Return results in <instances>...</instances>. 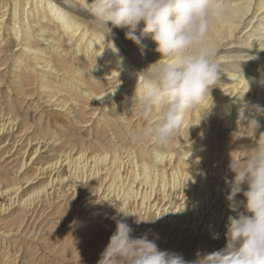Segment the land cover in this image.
Wrapping results in <instances>:
<instances>
[{
    "label": "bare ground",
    "instance_id": "obj_1",
    "mask_svg": "<svg viewBox=\"0 0 264 264\" xmlns=\"http://www.w3.org/2000/svg\"><path fill=\"white\" fill-rule=\"evenodd\" d=\"M88 2L0 0V264H97L122 212L137 215L125 219L134 237L147 234L187 261L222 249L237 215L226 200L230 156L246 157L242 146L264 132V116L257 133L240 118L246 105L264 108V0H226L227 15L206 37L218 84L167 147L131 140L155 123L131 111L137 73L161 59L155 43L145 39L142 55L125 29L99 30ZM22 99L63 125L49 131ZM212 131L229 132L228 142ZM66 206L87 221L63 229L55 221Z\"/></svg>",
    "mask_w": 264,
    "mask_h": 264
},
{
    "label": "clouds",
    "instance_id": "obj_2",
    "mask_svg": "<svg viewBox=\"0 0 264 264\" xmlns=\"http://www.w3.org/2000/svg\"><path fill=\"white\" fill-rule=\"evenodd\" d=\"M87 10L99 30L107 29L106 34L111 35L112 28L125 29V38L142 55L147 49L145 39L155 43L161 59L137 73L131 109L155 123L134 132L131 140L169 146L189 113L200 108L218 84L222 70L216 49L206 37L213 22L227 15L226 0H91ZM112 48L118 52L114 44ZM246 111L252 118L245 116ZM256 116H264V108H241V120H247L254 133L261 127ZM252 138L254 147L246 157L230 156L228 169L234 176L225 177L226 200L228 209L237 215L228 217L222 249L198 251L195 260L187 261L179 253L161 250L147 234L134 237L125 219L137 215L122 212L125 219L112 218L116 228L97 264H264V132Z\"/></svg>",
    "mask_w": 264,
    "mask_h": 264
},
{
    "label": "rangeland",
    "instance_id": "obj_3",
    "mask_svg": "<svg viewBox=\"0 0 264 264\" xmlns=\"http://www.w3.org/2000/svg\"><path fill=\"white\" fill-rule=\"evenodd\" d=\"M4 71L3 72H1L0 73V78L1 79H5V77H4ZM10 76H11V74H10ZM7 93V92H6ZM33 96H36L37 97V92H35L34 93V95ZM32 96V97H33ZM31 97V98H32ZM22 102H21V107L24 109V110H26L27 112H29L32 116H33V118H38L39 117V114H41L42 112H43V114H42V117L40 118V123H41V125H43V126H46V124L48 123V129H49V131H52V126L54 125H56V126H58V125H60V126H62L63 125V123H61V122H58L55 118H57L58 116V114L59 113H57V112H55V114L53 115V116H50L45 110H44V108L42 107V106H39L37 109L36 108H34V106H33V102H34V99H29V100H21ZM48 110V109H47ZM49 110H51V109H49ZM83 119H84V115H83ZM216 122H217V120H215L214 121V124H216ZM37 123H39V121L37 122ZM59 127V126H58ZM89 131H90V129L88 128H85V129H83V128H77V132H76V134L77 135H80V136H82L83 138H86L85 136H88L89 135ZM224 134H220L219 133V135H218V133H216V132H214V131H212V133H211V135L210 136H213V137H215L214 139H221V143L222 144H226V142H228V140H229V137H230V134H229V132H226V131H224L223 132ZM232 136H241V135H243V136H248V132H244L243 134H241L240 132L238 133V132H235L234 134H231ZM219 136H220V138H219ZM242 137V136H241ZM250 147V149L252 148V147H254V144H252V146L248 143V145L247 146H242V148H243V150H246L247 149V147ZM233 178V177H232ZM231 178V179H232ZM238 197H240V196H238ZM69 210H70V207L69 206H66V207H64V208H61V210H60V214L57 216V221H55V222H59L58 224H61V226H63V229H65L64 227H66V226H68L69 224H71V222L73 221V219H75V217H76V219H78V220H85V221H87V217H85L83 214V210L82 209H80L78 212H77V214L73 217L70 213H69ZM241 211H243V209L241 210ZM44 212H45V214L44 215H46V214H48V213H50L51 212V209H49L48 207H46V208H44ZM79 213V214H78ZM78 215V216H77ZM52 216H50V218H51ZM9 218H11V217H9ZM59 218V219H58ZM6 219H8V218H5L4 219V221H6ZM52 220H54V219H52ZM65 220V221H64ZM2 223V222H1ZM42 234H45V232L43 231L42 232ZM186 236V235H185ZM42 237H44V236H42ZM200 237V236H199ZM45 238V237H44ZM188 239H189V237H187ZM222 238H225V236L224 237H222ZM170 244V243H169ZM218 244V242H215V244L213 245V246H216ZM186 246V247H185ZM182 248H180V249H183L184 247L185 248H187V244H184L183 246H181ZM199 252H201V253H204V252H206V251H204V249H202L201 248V250L199 251ZM195 255H196V253H195ZM21 261H23V262H25V260L22 258V260Z\"/></svg>",
    "mask_w": 264,
    "mask_h": 264
}]
</instances>
